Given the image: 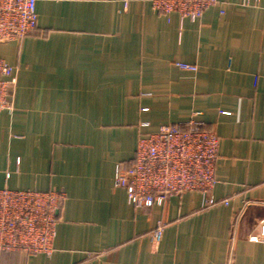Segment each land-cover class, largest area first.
Returning a JSON list of instances; mask_svg holds the SVG:
<instances>
[{"label":"crops","instance_id":"obj_1","mask_svg":"<svg viewBox=\"0 0 264 264\" xmlns=\"http://www.w3.org/2000/svg\"><path fill=\"white\" fill-rule=\"evenodd\" d=\"M36 13L32 34L0 44L16 69L0 188L65 198L52 254L0 264H264L248 241L264 219V0H217L195 22L150 0H37ZM195 113L218 137L212 194L227 205L185 192L134 209L114 166Z\"/></svg>","mask_w":264,"mask_h":264},{"label":"built area","instance_id":"obj_2","mask_svg":"<svg viewBox=\"0 0 264 264\" xmlns=\"http://www.w3.org/2000/svg\"><path fill=\"white\" fill-rule=\"evenodd\" d=\"M36 2L0 0V44L19 42L35 31ZM150 3L155 13H177L180 18L195 22L217 0H150ZM176 65L183 70H196L192 64ZM15 87V67L0 59V111L13 109ZM197 116L195 113L185 122L138 136L131 163L126 167L114 166L112 186L124 189L127 202L134 209L162 206L169 196L185 192L199 193L203 209L227 205V199L217 200L212 194L217 183L218 137ZM64 198L63 191L0 188V252L51 255ZM163 227L158 224L156 237ZM248 241L264 244V219Z\"/></svg>","mask_w":264,"mask_h":264},{"label":"rangeland","instance_id":"obj_3","mask_svg":"<svg viewBox=\"0 0 264 264\" xmlns=\"http://www.w3.org/2000/svg\"><path fill=\"white\" fill-rule=\"evenodd\" d=\"M7 43V42H6Z\"/></svg>","mask_w":264,"mask_h":264}]
</instances>
